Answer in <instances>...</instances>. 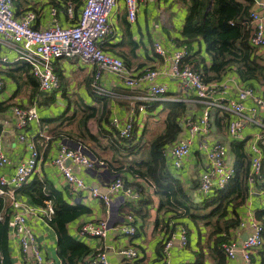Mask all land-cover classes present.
Instances as JSON below:
<instances>
[{
	"label": "crops",
	"instance_id": "obj_1",
	"mask_svg": "<svg viewBox=\"0 0 264 264\" xmlns=\"http://www.w3.org/2000/svg\"><path fill=\"white\" fill-rule=\"evenodd\" d=\"M256 1L259 0H253L251 9L257 8ZM83 4L84 0H13V12L16 18L21 17L28 11L35 13L33 27L44 29L54 23L61 26L74 24L79 17ZM68 5L72 6V13L68 12ZM185 15L186 10L181 8L175 0H148L145 3L138 4L134 21H128L126 8L122 1L116 4L109 16L110 33L100 42L101 48L109 54L120 57L125 65L132 70L134 76H138L148 68L157 69L160 72L157 81L167 86V92L155 101L144 102L142 100V97L146 94L144 83L139 82L134 87H126L116 75L110 72H102L98 81V85L104 88L108 96H106L105 101L97 99L90 90V82L94 77L96 66L83 62L78 57L55 59L53 68L60 80L59 88L47 92L42 91L38 86L39 95H35L33 94L32 85L27 84L22 77H17L16 72L13 71V75L17 78L9 74L8 70L20 66L19 60L15 59L16 54L14 51H10L8 47L0 43V76L4 79V87L0 93V136L3 142V150L11 161L9 165L0 167V176L11 175L15 165L30 155L26 142L19 139V135L24 133L26 139L34 143L39 156V168L30 177L29 181L35 175L39 178H46L54 187L62 191L64 198L70 204H83L90 209L89 213L81 215L68 224V232L73 238L87 244L91 251L99 244L104 246L110 264H122V256L118 253V249L124 245H131L138 249L139 258L136 260V264L162 263L161 251L164 237L163 232L159 228H155L159 198L153 193L149 185L126 173L128 181L142 185L145 193L151 196L152 202L149 205L148 217L145 219L143 227H138V232L134 236L125 237L118 229V225L124 221V215L126 214L122 209L126 201L123 195L121 193L111 194L110 204L107 206L97 198H93L89 192V189L94 187H98L99 190L104 189L113 178L114 172L108 168V162H111L113 154L109 145L102 146L105 147L104 149L102 147L98 148L96 154L88 146H84L76 140L67 136L58 137L51 132L54 128L60 129L58 124H67L69 116L74 112H78L76 109L80 105L99 107L105 103L109 119L107 122L101 121V126L108 131H113L110 126L111 117H125L130 111H134L136 120L134 137L140 139L142 143H144L143 139L145 140L149 132H162L169 102L179 101L184 103L187 110L183 117L191 115L197 118L201 114L202 103L191 90L183 87L179 79L167 75L166 69L169 63L165 62L153 50L155 41L161 42L168 51L183 46L180 41L183 38L181 26ZM193 46L196 49L201 46V55L204 57L205 62L209 63L210 58L204 52V44L199 41ZM255 53L264 65V47L255 49ZM3 58L7 60L4 61ZM233 74L235 73L230 71L227 77H231ZM262 85H264V79L253 83V86H257L256 88ZM234 93V89L230 87L221 95L227 98L233 96ZM33 103L37 105L39 121H32L26 128L18 129L11 108L14 105L27 107ZM142 103H147L145 113L138 110ZM246 104L251 105V101H247ZM62 114H65V116L62 117ZM59 116L61 118H58ZM216 117L221 118L219 124L216 122ZM232 117H234V114L231 112L227 111L221 114L217 109L212 110L210 133L207 136H194L190 145V153L183 161L182 166L177 170L172 168L184 182V187L188 188L192 184L196 185V189L193 190L194 194L198 193L201 197L206 196L198 191L197 186L200 173L205 168V155L198 149L201 138H206L208 142L216 140L224 142L228 148L227 159L231 164L234 163L233 153L230 149L232 142L242 141L244 152L247 153L249 150V144L255 132L254 126L246 127L242 131L240 140H233L227 136L225 128L227 120ZM45 119L54 120L47 122ZM151 124H159L161 128L156 131L154 128L149 130ZM73 126L66 127L63 125L61 128L69 130ZM183 132L184 130L181 134ZM183 134L185 135V133ZM45 136H48L49 139H46ZM61 142L70 147L79 148L84 153L94 156L100 161V164H97L94 168H86L67 161L73 172L81 177L88 187L87 190L78 194L71 193L57 168L51 163V159L54 158ZM261 152L264 154V145ZM113 164L114 166L117 165V163ZM22 198L29 200L26 196H22ZM6 207L8 209V204ZM260 209H264V169L261 178L250 189L244 205L239 207L237 212L242 217L248 211L255 214ZM90 220H106L108 222L110 229L104 238H79L77 234L79 225ZM183 222H185L184 225L188 230L187 245L181 247L178 236L176 235L173 238L169 248L170 264H195L198 253H201L200 264H214V258L210 253L213 242L208 240V226L202 222L195 224L188 219L187 221L183 220ZM29 223L35 230L46 256L54 264H60L56 255V234L53 229L39 215H32L29 218ZM137 224L139 226V219H137ZM177 228L178 225H176L175 231H177ZM242 234H245L244 231ZM244 237L245 235H243ZM8 249L11 252L13 264H29V261H24L17 242L10 236V233H8ZM240 263L241 259L238 256L229 259L223 255V264ZM252 264H264V245L252 254Z\"/></svg>",
	"mask_w": 264,
	"mask_h": 264
},
{
	"label": "built area",
	"instance_id": "obj_2",
	"mask_svg": "<svg viewBox=\"0 0 264 264\" xmlns=\"http://www.w3.org/2000/svg\"><path fill=\"white\" fill-rule=\"evenodd\" d=\"M119 1H122L126 8L128 21H134L138 4L148 0H84L79 17L74 24L61 26L54 23L44 29L33 27L35 13L28 11L16 18L13 12V0H0V43L15 52L16 60L28 64L31 75L42 91L51 92L60 86L59 77L53 68L55 59L78 57L83 62L96 66L91 85L97 93L105 92L104 88L98 85L101 73L110 72L116 75L126 87H134L139 82L144 83L146 94L142 100L155 101L167 92V86L157 81L160 72L157 69L148 68L138 76H134L132 70L120 57L107 53L100 46V42L110 33L109 16ZM256 6L257 8L249 13L252 26L249 41L254 49H261L264 47V0L256 1ZM67 10L72 13V6L68 5ZM153 50L169 63L166 69L167 75L179 79L183 87L191 90L203 105L201 114L197 118L191 115L183 117L182 126L185 135L182 133L164 152L169 166L179 169L190 153L194 136H207L210 133L212 110L217 109L221 114L231 112L234 117L227 120L225 127L228 137L240 140L242 131L246 127L254 126L255 128L247 152L250 161L247 175L249 193L261 178L264 169V154L261 152L264 145V85L258 88L246 85L236 74L231 77L225 75L220 81H204L190 65L184 64V59L191 53L186 46L168 51L161 42L155 41ZM3 87L4 79L0 76V93ZM230 87L235 93L225 98L221 93ZM247 101H251V105H247ZM146 104L142 103L138 110L145 113ZM11 112L16 119L18 129H24L32 121L40 119L36 103L27 107L14 105ZM135 124L134 111H130L125 117L110 118L114 136L119 139H133ZM45 138L49 139L48 136ZM19 139L26 142L30 155L15 165L11 175L0 176V202L8 204L9 233L16 240L24 261H29V264H54L46 256L35 230L29 223L32 215H39L48 224L54 213L52 202L45 200L43 206L34 205L29 200L23 199L24 195L18 191L38 170V151L34 143L26 139L24 133L19 135ZM198 149L205 155V168L199 176L198 191L207 195L215 189L224 187L234 176L235 169L234 164L228 162V148L224 142L219 140L208 142L206 138H201ZM67 161L86 168H94L100 164V161L84 153L83 150L70 147L63 142L58 145L57 152L51 159V163L57 168L71 193L78 194L87 190L84 180L73 172ZM10 163L9 157L3 150L0 136V167ZM105 189L106 192L102 193L98 187H94L90 188L89 192L93 198H97L107 206L110 204L111 194L115 193H121L125 200L134 203L140 199L139 191L126 185L124 178L119 174L113 175ZM109 229L110 226L106 220H90L79 225L77 234L79 238L102 239ZM118 229L125 237L134 236L138 232L137 219L133 214L126 213ZM243 231L245 234H242ZM228 234L227 241L221 243L225 257L233 259L238 256L241 259L240 264H252V254L264 245L262 220L257 219L254 212L248 211L240 217L236 225L229 228ZM176 235L181 247L187 245L188 230L185 225H180L171 238L162 241L161 264H170L169 248ZM243 235H245L244 238ZM118 253L122 256V264H136L139 258L138 249L131 245L120 247ZM86 263L110 264L106 248L101 244L97 245L89 254Z\"/></svg>",
	"mask_w": 264,
	"mask_h": 264
},
{
	"label": "trees",
	"instance_id": "obj_3",
	"mask_svg": "<svg viewBox=\"0 0 264 264\" xmlns=\"http://www.w3.org/2000/svg\"><path fill=\"white\" fill-rule=\"evenodd\" d=\"M175 2L186 10L181 26L183 38L180 43L191 53L184 59V64L190 65L204 81H220L230 71L249 86H253L254 81L264 79V65L259 61L249 41L252 33L249 13L253 0H175ZM199 41L204 44V52L210 58L209 63H206L201 55V46L197 49L193 46ZM18 62L20 66L8 70L9 74L16 77L13 71L16 72L17 77H22L27 84L32 85L33 94L39 95L37 81L31 75L28 64L24 61ZM92 81L93 78L90 82L91 93L97 99L105 101L108 94L97 93L91 85ZM169 103L162 132L153 137L147 146L135 137L119 139L114 137L113 131L102 128L101 121L107 122L109 119L105 103L100 105L101 107L80 105L76 109L78 112L69 116L67 124H58L60 129L54 128L51 133L76 140L96 154L98 148L109 145L113 154L111 162H108V168L112 169L114 174L122 176L126 185L132 186L140 193L137 202L126 200L122 207L126 213H131L140 220L138 227H143L152 199L145 193L142 185L128 181L126 173L149 185L158 196L155 228L163 232V239L171 238L176 225L185 224L183 220L188 219L195 224L202 222L209 228L208 240L213 242L210 253L214 258V264H223L221 243L227 241L229 228L239 222L240 215L237 210L244 205L248 196L249 157L244 152L242 141L232 142L230 149L235 169L232 179L224 187L215 189L209 195L201 197L198 193L194 194L196 185L184 187V182L169 166L164 156L165 150L181 136L182 117L187 110V106L182 102ZM220 121L221 118L216 117L218 124ZM63 125L74 126L66 130L61 128ZM113 163L117 165L114 166ZM18 191L34 205L43 206L45 200L52 202L54 213L48 224L56 234V255L60 264H87L86 259L91 249L69 234L68 224L89 213L90 209L83 204H70L62 191L46 178H39L37 175L22 185ZM6 206L7 203L0 202V264H13L8 249L9 215ZM255 216L264 224V209L257 210ZM200 263L201 253H198L195 264Z\"/></svg>",
	"mask_w": 264,
	"mask_h": 264
},
{
	"label": "rangeland",
	"instance_id": "obj_4",
	"mask_svg": "<svg viewBox=\"0 0 264 264\" xmlns=\"http://www.w3.org/2000/svg\"><path fill=\"white\" fill-rule=\"evenodd\" d=\"M152 128H154V130L156 131V130H159L161 127H160V125L159 124H151V126L149 125V130H151ZM162 130V129H161ZM151 133V134H150ZM159 132H157L156 131V133L155 132H149L148 134H147V136L145 137V140L143 139V142L144 143H142L144 146H146L148 143H149V141L151 140V139H153V137H155L157 134H158ZM150 134V135H149ZM150 138V139H149Z\"/></svg>",
	"mask_w": 264,
	"mask_h": 264
},
{
	"label": "water",
	"instance_id": "obj_5",
	"mask_svg": "<svg viewBox=\"0 0 264 264\" xmlns=\"http://www.w3.org/2000/svg\"><path fill=\"white\" fill-rule=\"evenodd\" d=\"M102 193H104V192H106V189L104 188V189H101L100 190ZM31 254H30V252H28V256H30Z\"/></svg>",
	"mask_w": 264,
	"mask_h": 264
}]
</instances>
